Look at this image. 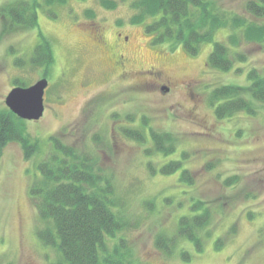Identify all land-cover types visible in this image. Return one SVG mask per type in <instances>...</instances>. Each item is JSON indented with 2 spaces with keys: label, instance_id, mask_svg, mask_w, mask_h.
I'll list each match as a JSON object with an SVG mask.
<instances>
[{
  "label": "rangeland",
  "instance_id": "rangeland-1",
  "mask_svg": "<svg viewBox=\"0 0 264 264\" xmlns=\"http://www.w3.org/2000/svg\"><path fill=\"white\" fill-rule=\"evenodd\" d=\"M13 1L0 0V109L8 108L5 98L15 80L29 86L46 77L49 84L43 116L25 120L29 141L37 142L38 149L30 157L20 141H9L1 149V264H51L58 258L57 248L38 238L41 223L29 193L55 134L95 155L112 178L127 220L118 235L131 249L132 264H264V102L252 101L253 114L242 111L219 119L209 100L218 85H248L252 66L264 73V43L244 42L239 50L247 62L235 60L231 70L220 71L208 65L212 42L196 55L169 41L154 45L145 23L130 22V0L113 9L97 0H66L39 8L38 26L9 29L3 8ZM213 1L249 16L248 0ZM88 10L93 17L86 15ZM94 26L107 44L98 39ZM40 32L53 50L49 69L31 60ZM228 33L220 30L216 39L226 40ZM123 36H129L128 43ZM112 44L125 48L123 75L113 68L117 49ZM151 67L157 74L146 72ZM163 85L170 90L162 91ZM125 130H141L145 138L137 140ZM151 130L175 136L172 158L188 153L185 166L195 178L193 185L180 183L179 173L151 171L169 159L156 152ZM229 177L235 181L226 186ZM191 195L210 203L212 235L205 236L200 252L182 238L168 254L157 245V236L176 234ZM219 237L222 244L217 247ZM183 248L192 254L188 261L181 257Z\"/></svg>",
  "mask_w": 264,
  "mask_h": 264
},
{
  "label": "trees",
  "instance_id": "trees-1",
  "mask_svg": "<svg viewBox=\"0 0 264 264\" xmlns=\"http://www.w3.org/2000/svg\"><path fill=\"white\" fill-rule=\"evenodd\" d=\"M97 1L113 9L127 0ZM56 3L64 4L66 0H16L3 8V14L8 17L9 29L34 28L39 25L38 9ZM130 7L134 11L130 22L145 23L154 45L169 41L196 55L203 44L212 42L208 65L220 71L231 70L235 60L247 62L246 54L239 50L244 42L264 43V0L246 2L245 12L249 16L225 10L213 0H130ZM86 15L93 17L94 12L88 10ZM3 20L6 24L7 20ZM220 30L229 31L226 40L216 39ZM39 36L41 41L35 46L31 60L49 69L54 61L52 46L41 32ZM247 78L246 86L222 84L212 89L209 100L217 118H229L242 111L253 114L252 101L264 102V73L252 66ZM15 85L24 86L16 80ZM151 132L156 152L169 158L160 167L151 166V171L164 175L179 173L180 183L193 185L195 178L185 166L188 153L181 151L179 158H172L177 151L175 136ZM125 133L140 141L145 138L141 130ZM9 141L22 142L27 157L38 147L37 142L29 141L25 120L5 107L0 109V153ZM50 142V152L38 163L40 174L33 180L29 193L41 223L38 238L58 251V258L51 264H132L131 249L126 239L118 235L126 228L127 220L117 201L112 178L103 172L95 155L64 142L60 135H52ZM234 181L235 178L229 177L224 185ZM211 209L202 197L191 195L188 211L178 219L176 234H159L157 245L171 254L179 246V239L185 238L200 252L205 236L212 235ZM215 244L217 247L222 244L220 237ZM180 254L185 261L192 255L184 248Z\"/></svg>",
  "mask_w": 264,
  "mask_h": 264
},
{
  "label": "water",
  "instance_id": "water-1",
  "mask_svg": "<svg viewBox=\"0 0 264 264\" xmlns=\"http://www.w3.org/2000/svg\"><path fill=\"white\" fill-rule=\"evenodd\" d=\"M48 84V79L42 77L29 86H14L7 94L5 103L18 117L25 120H38L45 111L44 95Z\"/></svg>",
  "mask_w": 264,
  "mask_h": 264
},
{
  "label": "flooded vegetation",
  "instance_id": "flooded-vegetation-1",
  "mask_svg": "<svg viewBox=\"0 0 264 264\" xmlns=\"http://www.w3.org/2000/svg\"><path fill=\"white\" fill-rule=\"evenodd\" d=\"M118 22H121V21H119L118 20ZM94 29H95V31H97V33H98V39H100L101 41H102V44H107L108 42L105 40V38H104V36L102 35V33H101V31H100V29H99V27L98 26H94ZM121 34V32H118V35H120ZM129 37V36H128ZM128 37L125 39L124 38V36H123V39L126 41L125 43H128L127 41H128ZM97 43V47L98 48H100L101 47V45H99V42H96ZM110 48L113 50L114 48H116L117 50H116V54L114 55V57H113V62H114V66H113V68L115 69V70H118V69H120V74L119 75H123L124 74V72H127V69H126V62L128 61V57H126L125 56V48H121L120 47V49H119V47H118V44H112L111 46H110ZM152 67H154V66H152ZM149 68V69H147L146 70V72H148V73H151V74H157V72H156V70L154 69V68ZM150 75V74H149ZM119 79V78H118ZM167 89V90H164V89ZM170 86H168V85H163V86H161L160 87V89L162 90V91H164V92H168L169 90H170Z\"/></svg>",
  "mask_w": 264,
  "mask_h": 264
}]
</instances>
